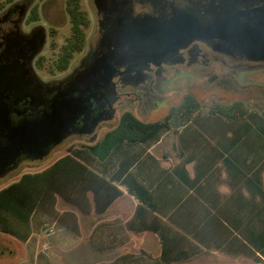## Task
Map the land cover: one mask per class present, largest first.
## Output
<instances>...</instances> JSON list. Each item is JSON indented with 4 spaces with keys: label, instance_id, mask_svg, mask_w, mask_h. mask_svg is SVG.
Here are the masks:
<instances>
[{
    "label": "crops",
    "instance_id": "0c3cea01",
    "mask_svg": "<svg viewBox=\"0 0 264 264\" xmlns=\"http://www.w3.org/2000/svg\"><path fill=\"white\" fill-rule=\"evenodd\" d=\"M236 102L245 114L217 110ZM233 103L200 107L185 125L170 124L147 141L119 130L108 137L105 154L104 135L92 142L95 149H78L85 162L76 163L92 172L97 198L84 192L86 171L76 165L82 174L71 200L54 194L53 208L31 214L28 239L14 238L28 258L23 264H62L85 243L90 264H264V86L250 87ZM138 185L152 196V210L134 195ZM158 224L172 242L164 254L158 235L142 230ZM176 252L184 257L174 262Z\"/></svg>",
    "mask_w": 264,
    "mask_h": 264
},
{
    "label": "flooded vegetation",
    "instance_id": "af4514ba",
    "mask_svg": "<svg viewBox=\"0 0 264 264\" xmlns=\"http://www.w3.org/2000/svg\"><path fill=\"white\" fill-rule=\"evenodd\" d=\"M40 1L44 7L47 0ZM66 1L69 36L57 45L47 39L57 32L40 24L33 0H0L1 161L10 156L8 140L19 136V131L28 133L35 122L50 114L60 96H70L85 108L75 120L76 133L49 144L42 158H36L32 145L27 152L20 151L0 171V182L23 165L44 160L72 137L89 140L91 146L98 129L113 121L121 106L136 108L143 118L157 113L167 104L160 88L167 86L176 70L193 71L237 95L254 86L246 84L240 74L264 66V59L250 60L236 44L253 39L259 45V39H264V0H92L91 19L80 0V12L87 21L82 26L84 46L73 52L67 68L61 70L63 49L73 28ZM91 21L92 39H88ZM198 27L202 31H196ZM102 59L111 69L109 77L101 70L95 81L76 83ZM221 67L240 74H220ZM125 113L132 114L125 110L119 119Z\"/></svg>",
    "mask_w": 264,
    "mask_h": 264
},
{
    "label": "trees",
    "instance_id": "16d2710c",
    "mask_svg": "<svg viewBox=\"0 0 264 264\" xmlns=\"http://www.w3.org/2000/svg\"><path fill=\"white\" fill-rule=\"evenodd\" d=\"M66 2L67 13L70 17L73 28L70 38L71 40L69 41L68 46H65L63 49L65 55L62 57L59 66L61 70L67 68L73 52L80 51L83 48L85 35L82 26L87 25L84 15L80 12V0H67ZM34 15L37 17L36 7L34 9ZM199 108L200 103L195 98L187 96L178 106L171 110L167 118L161 121L145 123L132 114L125 113L120 118L118 128L105 136V140L102 144L104 154L108 147V137L119 130L121 131L124 129V131L126 130L127 132H135L142 136V141H147L164 132L169 128L170 124H173L174 127L185 125L190 121ZM217 110L220 114L227 116H235L236 114L243 115L246 112L244 104L241 102H236L225 107H217ZM85 148H87L89 152V150H93L96 147L87 146ZM76 152L77 150L68 152L67 156L41 173H24L17 181H13L0 189L1 233L20 241H26L30 235V217L34 210L41 209L45 211L49 206H52L53 208L56 201L54 194L61 196L67 201L71 200L69 197H73L76 190V175L81 177L82 174H79L77 169L82 168L86 171L81 179L83 185L81 187H85L84 192L92 191L95 194V198H97V191H93L91 188L90 175H92V172L86 166L76 163L77 161L75 158H79L85 162V160L79 157ZM104 183H106V181H104ZM138 187V190L134 191V195L138 197L142 204L147 205L152 210V196L143 186L138 185ZM139 211H141V208L140 210L139 208L136 210V216H139ZM142 230L152 231L158 235L162 245L163 254L165 253L167 246H170L172 243L167 240V230L162 224H158L155 227L146 226ZM178 244H180V242L174 239V250L179 246ZM176 253V256H174V262L180 261L184 257V252ZM162 258L165 263L171 262V260L165 259L163 255Z\"/></svg>",
    "mask_w": 264,
    "mask_h": 264
},
{
    "label": "rangeland",
    "instance_id": "374dc122",
    "mask_svg": "<svg viewBox=\"0 0 264 264\" xmlns=\"http://www.w3.org/2000/svg\"><path fill=\"white\" fill-rule=\"evenodd\" d=\"M33 3L34 5L38 6L40 24L43 25L46 29L52 28L57 32L54 38L48 35L47 39H51L53 41V44L55 43L57 45H60L63 40L69 36L70 31L68 18L67 16H65L64 11L65 0H47L45 1L44 7L40 0H33ZM82 4L91 19V13L93 10L92 0H82ZM92 27L93 23L91 21V27L89 33H87L88 39H92ZM47 41L49 42V40ZM45 49V51L49 50L48 47H46ZM75 59L72 60L70 66L74 65ZM262 67L264 68V66H261L260 68H251L249 69V71L245 70L241 74L239 72L226 71L221 67L220 74H228L233 77H236L237 74H240L246 84L253 83V85L264 86V69ZM160 89L161 91L164 90V100L167 101V104L164 105L163 109H160L155 114L153 113L151 115H147V118H143L136 108L121 106L116 112L115 120L111 121L108 125H102L100 129H98L97 135L99 137H102V135H104V133H106L109 129H113L117 124L115 122L118 121L120 115L125 110L130 111L133 115H135L142 121H161L164 119L163 117L169 113V110L172 107L178 106L187 96L195 98L200 103V110L204 112L206 109L214 107V105H229L230 103L237 101L239 96L240 99L244 97L245 93L239 92L237 95L236 93H226L225 91H222V89H220L217 84L210 82L208 78H205L203 76L200 77L193 71L187 69L176 70L174 72V77H172L171 81L168 82L167 86L164 85ZM89 142V140L81 139L78 137H72L68 139L63 145L56 148L52 153H50V155H48L44 160L38 161L36 163L25 164L17 173H14L12 176L1 181L0 189L10 184L11 182L18 180L19 177L24 173L34 172L51 165L57 159L72 151L71 149L73 148L80 149L90 146ZM18 245L19 244L14 238L0 234V264H23L26 261L28 262V258L26 259L25 255L22 254V249ZM88 251L89 245L85 243L82 245V248L79 251L70 253L67 256H63L64 259L61 261V263L90 264ZM55 253L57 252H55L53 249L48 250V254L51 257L55 258V261H57Z\"/></svg>",
    "mask_w": 264,
    "mask_h": 264
},
{
    "label": "water",
    "instance_id": "95a60500",
    "mask_svg": "<svg viewBox=\"0 0 264 264\" xmlns=\"http://www.w3.org/2000/svg\"><path fill=\"white\" fill-rule=\"evenodd\" d=\"M200 28H196V31H202L203 28ZM186 40L190 41L193 39ZM236 44L242 48L250 60L264 59V39H259V45L253 39H240ZM105 65H107V60L105 59L95 61L93 66L85 74L81 75L76 83L95 81L101 70H104L106 76L109 77L111 69ZM73 84L75 85V83ZM64 96L57 98L51 106L50 114L35 122L34 127L28 133L27 131H23L25 133L19 131V136L8 140L6 149L10 151V156L5 161L0 159V171L8 168L20 151L27 152L30 145L35 149L33 153L36 158H42L45 156V150L49 144L61 142L64 138L77 132L75 120L78 116L85 113V108L74 98ZM95 125L96 121L92 122L91 127Z\"/></svg>",
    "mask_w": 264,
    "mask_h": 264
}]
</instances>
